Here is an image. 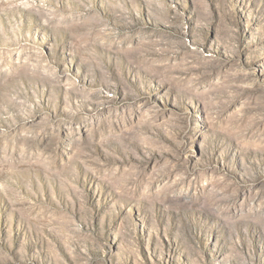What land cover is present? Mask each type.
<instances>
[{
	"label": "rangeland",
	"instance_id": "1",
	"mask_svg": "<svg viewBox=\"0 0 264 264\" xmlns=\"http://www.w3.org/2000/svg\"><path fill=\"white\" fill-rule=\"evenodd\" d=\"M0 264H264V0H0Z\"/></svg>",
	"mask_w": 264,
	"mask_h": 264
}]
</instances>
